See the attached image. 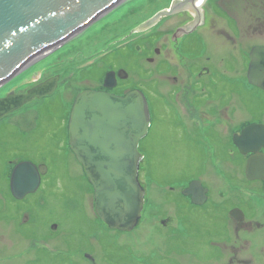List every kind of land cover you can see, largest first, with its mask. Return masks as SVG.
<instances>
[{
    "label": "rangeland",
    "instance_id": "374dc122",
    "mask_svg": "<svg viewBox=\"0 0 264 264\" xmlns=\"http://www.w3.org/2000/svg\"><path fill=\"white\" fill-rule=\"evenodd\" d=\"M132 1L136 2L131 0L129 3ZM251 1L253 0H210L207 21L194 32L198 41L194 39V59L199 62L197 64L203 62L212 69L211 72L215 74L214 81H217L219 73L224 71L219 68L220 65L228 69V74L237 76L238 73L234 70H239L242 61H236L235 58L244 59L252 42L264 39H255L256 34L264 31V5H259L263 0H254V7L250 6ZM173 2L174 0H142L127 7L126 3L119 6L111 17L96 21L89 29H83L82 35H75L76 38H71L48 51L35 60L20 78L0 90V96L9 88L21 93L49 77L60 78L59 81L57 79L56 89L51 95L45 99L35 98L25 103L21 109L10 112L11 114L3 117L4 124L0 127V148L10 144L9 151L13 149L15 154L26 153L39 160L44 157L51 166V173L44 185L50 191L37 192L35 197L41 195L45 200L41 198L36 206L39 207L40 222L54 220L61 231L57 235L51 233L53 236L49 242H44L45 244L39 241V245H43L41 247L52 253L47 255L51 257L41 262L49 260L53 261V264H264V190H261L264 187L259 183L264 180L255 176L247 178L244 162L239 159L232 164L230 159L224 162L216 158L218 164H210L208 172L199 176L204 172L198 155L199 144L187 142V137L180 133L181 129L172 121L174 113L167 99L153 94V91L163 88L165 91L173 78L164 74L159 79L156 76L157 78L149 80L144 69H152L154 64H150L146 59L133 58L135 45H139V49L143 46L144 55H148L149 51L144 46L147 47L149 38H143L144 35L151 33L152 37H155L158 35L155 30L168 27L172 29L189 17L188 13L175 12L140 29L141 21L153 17L159 11L164 12L165 5ZM217 2L227 8L231 15L237 13L244 28V32L241 30L240 33L249 40L245 44V54L238 52L237 45L234 47L238 36L235 24L218 8ZM248 4L249 7L245 8ZM256 13H262L263 18H255ZM170 18L172 19L169 20ZM156 22L160 25H155ZM151 25L155 26L150 28ZM218 29L226 30L230 38L223 37L225 31L223 33ZM197 32L204 43L195 36ZM117 67L126 70L132 81L144 85L150 102L151 126L139 141V149L144 159L139 162L138 174L141 186H145L146 203L137 227L131 232L110 230L98 220L94 212L92 186L88 183L81 165L67 149L65 141L63 142L62 121L75 94L88 84L98 85L107 70ZM180 75L185 73L181 70ZM231 87L238 89L237 85ZM238 96H243L246 106L239 105ZM238 96H232L227 106H224L225 102L220 105L214 103V110L218 108L215 115H206L209 119H220L218 125L222 133L229 127H236L245 112L254 116L264 114L263 90L247 83L246 92L240 95L238 93ZM63 98L65 99L62 104ZM46 108L51 112L50 115L46 114ZM205 108L213 109L208 105ZM36 109L39 114L42 113L41 122L38 120L40 126L21 140L19 133H24L34 126ZM204 120L202 111L194 114V128L197 127L196 124L202 126L200 123ZM51 133H56L53 141L50 140ZM26 145L34 149L24 150ZM39 165L46 166L43 162ZM218 167L220 171L224 170L219 172ZM192 175H198L214 189L215 202L220 203L222 194L227 195L238 188L236 193L242 198L251 197L253 204L262 211L261 213L258 210V215H254L255 219L260 217L262 221L259 220L262 230H258L256 234L241 231L235 235L232 225L227 231L228 239L235 236L237 240L240 238L238 242L242 241L240 249L243 253L237 251L235 254L234 250L239 248L237 241H229L223 245L217 242L222 240L213 236L226 218L225 209L234 203L228 196V201L224 204L226 208L223 206L215 210L207 206L205 210H201L186 207L187 201L171 189L179 184H183L182 190L186 189L189 185L186 186L185 180ZM241 178L248 181L244 179L243 182ZM252 180L259 184L260 191L255 190L256 183L250 182ZM235 203L241 205L242 202ZM177 204L179 209L176 208ZM244 209L248 215L250 211H255L249 205H245ZM167 210L171 212V217L165 219ZM245 239L246 241H243ZM37 244L35 241L13 245L0 243V264H26L27 258L22 256V253L27 250L32 252V245ZM223 249L225 252L230 251L231 255L228 252L220 258Z\"/></svg>",
    "mask_w": 264,
    "mask_h": 264
},
{
    "label": "water",
    "instance_id": "95a60500",
    "mask_svg": "<svg viewBox=\"0 0 264 264\" xmlns=\"http://www.w3.org/2000/svg\"><path fill=\"white\" fill-rule=\"evenodd\" d=\"M119 1L0 0V88L2 83L74 37L85 24ZM209 3L210 0H202L205 21ZM172 6L165 5V11L156 13L150 20L170 14L168 10ZM148 20L140 22V29L149 25ZM57 79L58 76L49 77L21 93L7 91L0 96V118L34 98L54 92ZM110 79H114L113 71L107 72L105 85L113 84ZM247 79L264 89V46L250 49ZM148 125L147 102L139 90L116 95L83 89L73 100L67 124L68 144L93 187L96 215L111 229L130 231L138 223L144 203V190L138 180L142 159L138 142L146 134ZM233 140L241 153H250L245 165L247 178L264 179V154L259 152L264 148V125L248 124L240 134L233 135ZM40 171H44L43 165L37 168L27 161L16 164L10 176L12 193L21 198L35 191ZM204 191L199 181L194 180L183 193L192 195L193 201L200 203Z\"/></svg>",
    "mask_w": 264,
    "mask_h": 264
},
{
    "label": "flooded vegetation",
    "instance_id": "af4514ba",
    "mask_svg": "<svg viewBox=\"0 0 264 264\" xmlns=\"http://www.w3.org/2000/svg\"><path fill=\"white\" fill-rule=\"evenodd\" d=\"M218 7L223 8L219 2H218ZM202 9H203L202 0L201 1L175 0L173 2V6L170 9V11H176V13L178 12L188 13L189 17L178 23V25L174 26L172 29L168 27V28H161L155 30V32H158V35H155V37H152L151 33L144 35L143 38H145L146 36H147L146 38H149L147 39L148 41L147 47L146 45L144 46V48L148 49L149 56L144 55L143 46H141L139 49V45L138 46L135 45V51L133 53L134 60H136L137 57L138 60L146 59V61H148L150 64H154V67L152 69L150 68L148 70L144 69L145 73L147 74L146 78H148L149 80L157 77H158L157 79H159L164 74L167 77L171 76V78H173V81L170 83V86L168 88H165V91H163L164 89L163 88L159 91L157 90L153 91L154 92L153 94H158L167 99L168 105L171 107V110L174 113L172 121L175 122V126L181 129L180 133L182 132L187 137V142H190L191 144L194 143L199 144L200 153L198 152V155H199L200 163L203 164V166L201 167H204L203 174L199 176H204L208 172V166L210 164H212L213 166L214 164L215 165L218 164L216 158H220L224 160V162L229 161L230 159L232 164L234 161L238 159L243 160L242 162H244L243 164L244 166L249 154H242L240 152L237 144L233 141V135L236 133L239 134L241 129L250 123H257V124L260 123L264 125L263 113H259L258 115L254 116L252 114H248L245 112L243 114L244 117L239 123H237L236 127L234 128L229 127L227 130H225L222 133L221 128L218 125L220 119L215 120L214 117L210 119L206 118V115H211V114L215 115V112L218 108L214 110V103H218V105H220V103L225 102L226 104L224 103V106H227V103L230 102L229 100L232 96L235 95L238 96V93L240 95L242 94V92L243 93L246 92V86L248 83L246 77L248 54H246V56L244 55V59H242V57L235 58L236 61L238 59L239 60L241 59L242 61L239 70L237 68L235 69L234 67L235 69L234 71L238 73L237 76L234 74L233 75L228 74V71H226L228 69L223 65H220L219 68L223 69L224 71L220 72L219 79L217 81H214L213 77L215 76V74L213 73V71L211 72L212 69L210 67L205 66L203 62L197 64L199 62H197V60L194 59V52H192L194 50V39H196L194 37V32L198 26L203 25L205 23V17L203 16L204 11ZM223 12L225 15H227L228 18H230L234 22L237 30L238 36H237V40H235L236 42H234V47L235 45H237L238 52L245 54V49H246L245 44L246 42L248 43L249 40L248 38L244 37L245 35L240 33L241 30L244 32V28L242 26L241 28H239L238 19L234 16V14L231 15L230 12L228 13V11H225L224 8H223ZM161 18L163 19L164 17L162 16L157 20H161ZM152 22L155 21H149L146 24H151ZM156 24H159V22L158 23L156 22L155 25ZM153 26L151 25L150 28H152ZM218 30L223 31V33L225 31L224 34L221 33L222 36L226 38H230L228 37L229 35L226 32V30L224 29L223 30L218 29ZM256 35H257L255 38L256 40L257 37L263 38L264 31ZM195 36H197V38L200 39L201 43H204L201 40L202 38L198 36V32L195 33ZM260 41L257 40V42H252V44L249 47V50L254 45L264 46V39L262 40L260 39ZM196 42H198L197 39ZM157 44L159 45L156 46ZM121 69L123 68L117 67L116 69H111L115 72L114 79H110V81H113L112 82L113 84L111 86H106L103 83V79H104L103 76H105L107 72L106 71L104 75H102L101 77V83H99L96 86L92 84H88L83 89L90 88L96 90H105L114 94L122 95L128 92L129 90H132L133 88H137L144 93L148 101V106L150 111V102L147 92L144 89V85H142L138 81H132L129 73H127L126 70L124 69H123L124 71H121ZM181 70L182 72L185 73V75L183 76L180 75ZM166 73H168V75H166ZM233 85H237L238 89L232 88L231 86ZM252 86L254 88L261 89L255 85ZM10 89L13 88H9L8 90ZM261 90L264 91V89ZM7 91H5V93ZM238 98L240 103L239 105L246 106L243 96L241 97L238 96ZM42 99H45V97ZM64 99L65 98L62 99V104ZM207 105L212 106L213 109L205 108V106ZM203 107L206 110L202 109ZM36 110H37L36 112L37 116L35 118V121L33 122L34 126L30 127L29 130L24 131V133H19V135L21 136V140H23V138H26L25 136H28L29 133L31 134L32 132L36 131V129L40 126L38 120L40 119L41 122L42 113L39 114V110L38 109ZM200 111H202V115L205 116V120L202 123H200L202 126H198L199 124H196L197 127L194 128V122H195L194 114H198V112ZM45 112L46 114L49 115L51 114L48 108L45 109ZM186 115H190V117H186ZM199 120L201 119L199 118ZM2 121L3 118L0 119V127L4 124L2 123ZM65 123H66L65 118H63L62 121V129L64 130L63 142L66 137ZM11 124L12 126H15L13 123ZM12 132H8V133H12ZM55 136L56 133H51L50 140L53 141ZM9 146L10 144L4 146V148H0V243L13 245L23 242L28 243L30 241H35L38 244L32 245V252L27 250L26 252L22 253V256L27 258L26 264H38V263L53 264V261H49V260L47 262L44 261L41 262V260H46L48 257H51V256L47 257V255L48 254L51 255L52 253H48L45 247H41L43 245H39V241L43 243L49 242L50 237L53 236L52 234L57 235L58 233H60L61 229L58 228V224L54 220L53 221L50 220L48 222L43 220L42 223L40 222L39 210H38L39 207L37 208L36 204L39 205L38 202H40V199L42 198L43 200H45V198L41 195H39V197H35V195L39 191L40 192L50 191L47 188H45L44 185L46 184V181H48L49 175L51 173V166L48 162H46L44 157L43 159L39 160L36 157H31L30 155L28 156L26 153L23 155H18L12 152L13 149L9 151ZM16 148L22 149L23 147L16 146ZM30 149H34V147L28 145L24 147V150L29 151ZM260 150L262 151V153H264V148H261ZM22 161L30 162L34 164L37 168L39 164L42 162L45 163L46 166L45 167L43 166L44 168L43 172L40 171V181L36 190L33 192L26 193L23 197L18 198L12 193L10 187V176L12 174L14 166ZM213 169L216 171L215 168ZM223 170L224 169H222L221 171ZM218 171L221 172L219 167H218ZM199 176L192 175L188 177L185 180V182L189 180L191 181L194 179H199L200 185L202 188L205 189V195H206L204 202L201 204L194 203V201L192 200V196L184 195L182 193V189L184 187L183 184L172 186L171 189L176 191L180 197H182L185 201H187V205H185L186 207H193L201 210H205L207 206L215 210L222 208L224 204H226L225 202L228 201L227 199L228 197L234 203L242 202L241 205L237 203L235 204L233 203V205L225 209L226 218L223 219L222 225L216 229L213 236L216 239L222 240L217 242L223 245L229 241L232 242L237 241V244H239V248H237V250L234 249L233 250L235 254H237V251H239V253L240 252L243 253V251L240 249L242 247V243L240 242L242 241L240 240L238 242L240 238L237 240V237L235 236L228 239V237L226 236L228 233L227 231H229L228 229L231 225L233 228H235L234 229L235 235H237L241 231L256 234L258 230H262L261 229L262 226L260 225L261 220L259 219L260 217H258V219L254 218L255 213L256 216L258 215L257 213H259L258 206H256V204H253L254 201H252L251 197L247 196L242 198L238 192L236 193V189L238 188H235L231 193H228L227 195H223L220 192V194H222V196H220L222 201L220 203L215 202L213 198L214 189L210 187L208 184H206L202 180V178H199ZM244 179L241 178L243 182ZM245 181L248 180L245 179ZM250 182L256 183V181L254 180ZM188 183L189 182H187L186 186L188 185ZM259 183L264 187V181H259ZM231 184L233 185L232 181ZM240 184L243 185V183L241 182ZM254 188L257 191H260L258 183H256ZM261 190H264V188H261ZM245 205H249L252 208V210H255V211H250L251 216L248 215L246 210L244 209ZM177 207L178 204L176 205V208ZM224 207L226 208V206ZM234 210H236L237 212L232 213V211ZM168 211L169 210H167L165 213V217H164L165 219L171 217L170 214L171 212L169 213ZM260 212L262 213V211ZM231 214L233 216H231ZM238 215H242L241 216L242 218H236V216ZM47 228L49 232L47 231ZM65 235H67L66 232ZM243 237L245 238L246 236ZM243 241H246V239ZM210 242H212V240H210ZM68 244H70V241ZM228 252L231 255L230 251L225 252L223 249L220 258H223L224 255L226 256ZM54 255L55 254L52 255V258H54ZM231 259L230 261H232Z\"/></svg>",
    "mask_w": 264,
    "mask_h": 264
},
{
    "label": "bare ground",
    "instance_id": "6f19581e",
    "mask_svg": "<svg viewBox=\"0 0 264 264\" xmlns=\"http://www.w3.org/2000/svg\"><path fill=\"white\" fill-rule=\"evenodd\" d=\"M129 1H131V0H120L117 4H114V5H112V7H110L109 9H106L105 11H103V12H101V13H99L96 17H95V19L92 21V22H90V24L88 23L87 25L85 24V28H84V30H86L87 28L89 29L96 21L98 22V21H101V20H103V19H106L107 17H111L110 15L112 14V13H114V12H116L117 10H115V9H117L119 6H121V5H123V4H127L125 7H127V6H130V5H134V4H136V3H140L142 0H136V2L135 1H132V2H130L129 3ZM129 3V4H128ZM176 12V11H175ZM172 18H174V16L172 17ZM172 18H170L169 20H171ZM82 33H84L83 32V30H81L79 33H77V34H75L76 36L79 34V35H82ZM78 35V36H79ZM76 36H72L71 38L73 39V38H76ZM69 40V39H68ZM49 60H50V58H49ZM51 61V60H50ZM47 62V61H46ZM62 62H64V61H62ZM33 63V62H32ZM31 63V64H32ZM30 64V65H31ZM30 65H28L27 67H25L24 69H22L20 72H18L17 74H15L14 76H12L10 79H8L7 81H5L4 83H2V85H1V88H0V90H2V89H5V88H7L13 81L15 82L18 78H20L21 77V74L24 72V71H26L29 67H30ZM57 65V64H56ZM54 67V66H53ZM53 69V68H52ZM79 69H81L82 70V68H79ZM121 71H124L123 69H121ZM60 80V78L58 79V81ZM134 89H136V90H138L137 88H133L132 90H134ZM10 90H14V89H10ZM15 91V90H14ZM16 92V91H15ZM7 93V92H6ZM6 93H3V95L2 96H4ZM111 93V92H110ZM112 94H114V93H112ZM125 94V93H124ZM124 94H122V95H124Z\"/></svg>",
    "mask_w": 264,
    "mask_h": 264
},
{
    "label": "trees",
    "instance_id": "16d2710c",
    "mask_svg": "<svg viewBox=\"0 0 264 264\" xmlns=\"http://www.w3.org/2000/svg\"><path fill=\"white\" fill-rule=\"evenodd\" d=\"M257 4H258V3H257ZM259 5H264V3H261V4L259 3ZM259 5H258V6H259ZM234 6H235V5H234ZM250 6H253V7L255 6V5H254V0L251 1V5H250ZM247 7H249V4L246 5L245 8H247ZM223 8L225 9V11H228L227 8H225V7H223ZM251 13H252V12H251ZM236 14H237V13H235L234 16L238 19V22H239L240 19H239L238 15H236ZM255 18H263V14H262V13H260V14H257V13H256V17H255ZM260 20H262V19H260ZM239 25L242 26V25L240 24V22H239Z\"/></svg>",
    "mask_w": 264,
    "mask_h": 264
}]
</instances>
